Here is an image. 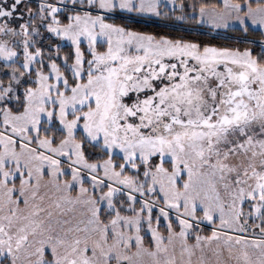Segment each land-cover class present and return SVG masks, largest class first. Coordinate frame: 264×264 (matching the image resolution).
Here are the masks:
<instances>
[{
	"label": "snow or ice",
	"instance_id": "1",
	"mask_svg": "<svg viewBox=\"0 0 264 264\" xmlns=\"http://www.w3.org/2000/svg\"><path fill=\"white\" fill-rule=\"evenodd\" d=\"M124 14L264 37V0H0V264H264V40Z\"/></svg>",
	"mask_w": 264,
	"mask_h": 264
},
{
	"label": "trees",
	"instance_id": "2",
	"mask_svg": "<svg viewBox=\"0 0 264 264\" xmlns=\"http://www.w3.org/2000/svg\"><path fill=\"white\" fill-rule=\"evenodd\" d=\"M179 2V0H177ZM121 18L120 16L116 17L115 22L125 24L128 27H131L135 30L152 32L155 34H168L173 37L182 36L185 39H193L202 43H213L217 45H229V46H251L258 50L259 44H249V41L264 40V37L260 36L259 31H250L248 34H244L239 31L233 30H224L220 32V35H213L207 31V33L199 32L197 29H200V26H189L187 23L181 24V22L175 21L174 19H164L158 17H143L139 16L140 19L132 15L130 18L127 17ZM132 17H137L133 19ZM67 51V48H65Z\"/></svg>",
	"mask_w": 264,
	"mask_h": 264
},
{
	"label": "rangeland",
	"instance_id": "3",
	"mask_svg": "<svg viewBox=\"0 0 264 264\" xmlns=\"http://www.w3.org/2000/svg\"><path fill=\"white\" fill-rule=\"evenodd\" d=\"M126 17V15H124ZM136 16V15H135ZM143 17H151V18H154L155 16H152V15H142ZM118 17V16H117ZM139 19L140 17L137 16ZM137 17H132L133 19H137ZM200 29H197L199 32H204V33H207V31H209V33L213 34V35H220L219 33L224 31V29H220V30H215V29H210L208 25H202L200 26Z\"/></svg>",
	"mask_w": 264,
	"mask_h": 264
}]
</instances>
